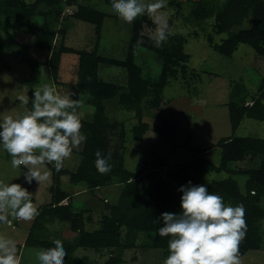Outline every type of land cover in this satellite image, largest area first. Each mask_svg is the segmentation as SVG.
<instances>
[{"label": "trees", "instance_id": "16d2710c", "mask_svg": "<svg viewBox=\"0 0 264 264\" xmlns=\"http://www.w3.org/2000/svg\"><path fill=\"white\" fill-rule=\"evenodd\" d=\"M106 2L111 3V0ZM69 5H76V10L72 13L75 18L95 25L98 41L93 50L76 49L66 45L67 27L56 29L53 26L61 17L64 8ZM190 10L185 17L188 21L196 26H204L208 19H212L213 31L227 34L221 41H216L211 33L207 35L208 42L217 52L232 55L241 43H246L254 47L259 54H264V0H223L217 3L215 0H196ZM36 16L43 17L45 20L43 25L34 23ZM106 16L107 13L94 4H85L78 0H0V31L10 38H15L12 29L14 32L21 30L31 34L34 36V46L48 52L46 59H39L32 52L30 44L19 43L21 61L36 74H40L44 66L47 67L54 82L63 85L59 80L62 55L66 52L78 54L76 86L84 95L83 103L94 108L90 120L80 116L86 141L77 150L82 157L78 167L70 170L64 166L60 171H56L54 165L49 164L53 170V181L49 187L51 200L38 207L40 215L32 222L25 244L42 246L45 249L54 247V239H50L44 223L58 220L71 223V228L80 232L79 245L82 247L100 251L106 248L122 249V255H112L105 264H123L125 251L133 247L138 248L140 245L163 249L165 260L169 255L170 237H161L158 234L159 227L163 225L160 217L164 212L180 213L182 192L178 189L191 181L193 185H206L210 194L222 196L226 205L233 207L243 205L247 234L239 246V256L249 250L259 249L263 245L264 205L260 204L257 198L259 194L264 193V137L235 134L222 137L217 143L221 151L220 162L215 163L207 155L209 148L193 147L190 136L187 135L185 151L180 152L176 157V151L181 145L172 115L157 125L159 137L173 144L172 153L164 155L159 150H152L148 158H144L134 169H130L126 166L124 153H120L118 148L112 145L111 136L116 132L119 122L110 119L106 112L105 101L117 98L118 105L123 110L135 113L138 122L132 128V136L141 140L150 128L149 122L143 119L145 105L158 113L162 111L167 103L162 97L164 87L180 74L183 78H187L191 54L185 49L187 36L182 33L169 35L162 47H155L151 39L153 34L149 29H154L158 23L150 14H145L132 23V36L126 58L115 59L104 56L99 53V41ZM112 16L119 19L116 14ZM247 19H250L251 24L245 27L244 23ZM195 34L198 35V31H195ZM140 39L143 40L140 47L153 51L163 60L158 80L145 77L142 67L136 61L140 48H137V41ZM101 63L124 67L127 71V83L120 84L100 78ZM263 84L261 86L263 96L259 94L253 98L252 104L245 102L238 104L234 101L229 103L230 122L234 130L246 116L264 119ZM33 92V89L29 92L30 110H32ZM149 96L151 98L146 99ZM80 109L81 107L77 109L79 115ZM122 126L124 128V122ZM97 150L105 157L110 156L108 163L111 165V171L107 174H100L95 166ZM258 156H263L259 167L240 171L248 176L244 192L234 176L237 171L231 169L230 165L233 162ZM173 158H176V161H173ZM222 172H225V175L221 178H214L210 183L203 181L204 175L208 173L223 174ZM155 174H158V183L144 188L140 179ZM63 175H68L72 183L85 184L94 194L101 187L122 185L118 201L105 202L108 211L103 214L97 227H85V213L89 210L82 208L76 211L70 193L62 186ZM33 183L34 180L29 186ZM253 190L256 191L255 194L252 193ZM68 198L70 201L63 203ZM87 218L88 223L93 222L92 215H88ZM141 234L144 235L143 239ZM63 246L67 251L65 264H94L87 256L77 258L74 254L76 247L73 244L63 243Z\"/></svg>", "mask_w": 264, "mask_h": 264}, {"label": "rangeland", "instance_id": "374dc122", "mask_svg": "<svg viewBox=\"0 0 264 264\" xmlns=\"http://www.w3.org/2000/svg\"><path fill=\"white\" fill-rule=\"evenodd\" d=\"M195 1L166 0V6L150 14V16L158 24H167L172 33L185 34L187 36L185 49L191 54L188 64L190 70L187 72L189 76L187 75V78H183L180 74L178 78L172 79L164 87L162 93L164 99L180 97L186 101L191 99L197 105L196 108H191L182 101L181 104L183 105L179 107V114L174 115L177 137L181 145L176 151V157L180 155V152L185 151L186 140L190 136V142L193 147L210 148L207 153L208 157L215 163H219L221 151L217 143L222 137L233 134L264 137V119L246 116L237 129L234 130L229 117L230 102L252 104L251 100L253 98L259 94L263 96L261 86L264 81V54H259L254 47L246 43H241L232 55H224L214 50L208 42L207 35L211 33L216 41H221L227 34L215 33L212 19H208L204 26H196L185 19ZM221 1L223 0H215L216 3ZM78 2L94 4L108 15L105 17L102 26L99 53L110 58L125 59L132 36V24L125 23L112 16L115 13L112 10L111 3L106 2V0H78ZM146 2L152 3L155 0H146ZM66 7L57 23L55 22L53 26L56 29L67 27L66 45L76 49L93 50L98 41L95 25L75 18L72 13L66 12ZM69 7H71L73 12L76 10V5ZM44 22L43 17L36 16L34 18L35 24L43 25ZM250 24V19H247L244 26L247 27ZM156 28L149 29V32L153 34ZM11 31L15 38H10L6 33L0 31V122L7 116H12L13 118L22 117L31 111L28 104L24 105L19 101L21 96H27L29 100L31 89L34 90V88L43 84L54 85L55 88L59 85L50 77L47 67L44 66L42 72L36 74L28 65L21 61L19 43L24 42L30 44L32 52L39 59L44 60L47 58V51L40 50L34 46V36L21 30L14 32L12 29ZM195 31H198L199 34H195ZM78 61V54L66 52L62 56L60 65L59 80L68 88V90H63L62 94L76 93V95L72 96L74 99L79 98V96L83 98L84 96L78 91L76 86ZM136 61L142 67L145 77H153L158 80L163 60L153 51L140 47ZM99 75L100 78L106 81L120 84L127 83V71L122 66L101 63ZM149 98L151 97L149 96L146 99ZM113 100L107 101V106L112 102L108 106L109 116L111 119L118 121L119 126L113 136H111L112 145L117 147L120 153H124L128 168L134 169L137 163L144 158H148L152 151L151 149L167 150L169 153L174 151L173 144L170 146L165 144L168 142L160 138L154 129L159 118H165L166 115H169L172 112V108L170 110L169 108H164L162 109L163 111L158 113L145 105L143 119L151 124V128L142 140H138L132 136V128L138 122V117L134 112L123 110L118 105L117 100ZM146 103L147 101H145ZM83 106L81 116L84 118L89 117L88 113L93 112V106L89 104H83ZM123 122L124 128L122 126ZM122 133H124L123 137ZM190 133L191 135H189ZM81 158L78 151L74 149L71 157L65 160L64 166L70 170H75L81 162ZM262 158L263 156H258L253 159L249 158L233 162L230 165L231 169L237 171L234 176L244 192L246 191L245 183L248 176L240 171L245 168L259 167ZM173 161H176V158H173ZM25 169L24 166L14 169L11 165V156L0 145V181L7 184L18 183L27 188L33 194L32 202L38 208V206L49 202L51 199L49 187L53 181V170L49 164H46L43 166L42 171L47 170L49 178L40 185L34 180V183L29 186L24 177ZM222 173H208L204 175L203 181L210 183L214 178L223 177L225 172ZM140 181L144 188L149 185H156L158 183V174L153 176L146 175ZM62 182L63 188L71 191L69 192L71 195L70 199L76 207V211L88 208L89 212L85 213L84 220L86 228H95L99 225L101 217L108 211V208H105V202L116 203L122 191V185L115 184L99 188L92 195L83 183H72L68 175L62 176ZM80 186L85 189L79 188ZM255 192L254 190L252 191L254 194ZM85 193H88L89 196L85 195ZM70 199H65L63 202H69ZM257 199L260 200V204L264 205V193L259 194ZM88 215L93 216V222L88 223ZM31 225L32 221L24 222L19 220H13L11 225L0 224V235L15 240L17 250L22 245V249L18 251L21 264H39L36 253L45 249L42 246H27L25 244ZM44 226L49 232L50 239H59L62 243L73 244L76 247L74 254L79 259L87 256L90 262L94 264H105L106 260L112 255H122V249L120 248L115 250L106 248L100 251L94 248L82 247L79 245L80 232L74 231L69 222H48L44 223ZM262 234V247L249 250L244 255L239 256L241 264H264V220L262 221ZM140 236L142 239L144 238L143 234ZM163 252V249L143 247L142 245L138 248L133 247L127 249L123 254L125 259L123 264H163Z\"/></svg>", "mask_w": 264, "mask_h": 264}, {"label": "clouds", "instance_id": "9594fccd", "mask_svg": "<svg viewBox=\"0 0 264 264\" xmlns=\"http://www.w3.org/2000/svg\"><path fill=\"white\" fill-rule=\"evenodd\" d=\"M166 6V0H111L113 12L123 22L132 24L145 14H153ZM173 34L167 24L159 23L151 36L160 48ZM143 40L137 41V48ZM76 93L61 94L54 85L34 88L32 110L22 117L7 116L0 122V145L11 156L14 169H27L25 181L39 185L49 178L43 170L53 164L56 171L64 167L74 149L86 141L83 123L77 111L82 98L72 99ZM27 105V96L19 97ZM95 166L100 174L111 171L110 156L97 150ZM180 213L164 212L159 227L161 237H170L169 255L163 264H241L239 246L246 238L247 223L243 205L231 206L223 197L210 194L206 185L181 186ZM33 194L18 183L0 181V224L11 225L13 220L34 221L40 215L32 202ZM54 247L36 253L39 264H65L67 251L61 240ZM0 264H21L15 240L0 235Z\"/></svg>", "mask_w": 264, "mask_h": 264}, {"label": "crops", "instance_id": "0c3cea01", "mask_svg": "<svg viewBox=\"0 0 264 264\" xmlns=\"http://www.w3.org/2000/svg\"><path fill=\"white\" fill-rule=\"evenodd\" d=\"M69 6H71V5H69ZM63 56V55H62ZM61 61H62V58H61ZM79 62V61H78ZM61 65V64H60ZM78 68V67H77ZM42 72V71H41ZM59 76H60V72H59ZM78 89V88H77ZM56 90L57 91H59L61 94L63 93V90L65 91V90H68V88L67 87H65L64 86V84L63 85H58L57 87H56ZM79 91V90H78ZM67 93V92H66ZM182 97V96H181ZM72 99H74L73 97H72ZM114 100H117V102H118V99L117 98H113ZM109 100H111V99H108V100H106L105 101V104H106V112H107V114H108V116L110 115V113H109V108H108V106H109V104H112V102L111 103H109L108 104V106H107V101H109ZM113 100V101H114ZM164 100H166L167 101V103H166V105H164V107L162 108V109H164V108H169V110L172 108V112L171 113H169V115H166V117L164 118V117H160L159 118V120H158V122L156 123V125H155V130H156V132H157V134H158V131H157V125H159L161 122H162V120H165V119H169L172 115L174 116V115H178L179 114V112L180 111H178L179 110V107H180V105H183V104H181V102L183 101L184 103H186L187 104V106H189V107H191V108H193V107H197V105H196V102L194 103V102H192L191 101V99L190 100H188V101H186L184 98H180V97H178V98H170V99H164ZM83 104H85V103H83ZM83 104H82V107H84L83 106ZM82 107H81V111H80V116H81V112H82ZM176 107H178V108H176ZM174 108V109H173ZM169 110H168V112H169ZM163 111V110H162ZM114 113V112H113ZM165 113V112H164ZM173 113V114H172ZM89 114V117H86V118H84V119H87V120H90L91 118H92V114H93V112H89L88 113ZM82 117V116H81ZM110 117V116H109ZM230 117V116H229ZM110 119H111V117H110ZM112 121H116V120H114V119H111ZM146 121V120H145ZM146 122H148V121H146ZM150 124V123H149ZM153 127V126H152ZM150 128H151V124H150ZM149 128V129H150ZM153 129V128H152ZM148 132V131H147ZM146 132V133H147ZM145 133V134H146ZM144 134V135H145ZM159 136V135H158ZM143 138H144V136H143ZM142 138V139H143ZM141 139V140H142ZM166 142H168V143H165V144H169V146L170 145H172L169 141H167V140H165ZM180 143V142H179ZM148 149V148H147ZM151 150H157L156 148L155 149H151ZM162 150V149H161ZM161 150H159L160 152H162L164 155H168V154H170L169 153V151H167V150H165V151H161ZM209 151H210V148H209ZM208 151V152H209ZM173 151H171V153H172ZM80 155V154H79ZM79 165V164H78ZM85 185V184H84ZM79 188H81V189H85L86 188V185H85V188H82V186H80ZM102 188V187H101ZM87 189V188H86ZM98 190V189H97ZM66 191H68V190H66ZM68 192H71V191H68ZM90 194H94V193H91V191H90ZM85 195H88L89 196V194L88 193H85ZM82 196H84V195H82ZM51 200V199H50ZM49 200V201H50ZM68 202V201H67ZM67 202H63V203H67ZM46 203H48V202H46ZM39 207V206H38ZM58 220H56L55 222H57ZM33 222V221H32ZM55 222H49V223H55ZM22 249V245L20 246V247H18V251L19 250H21Z\"/></svg>", "mask_w": 264, "mask_h": 264}, {"label": "built area", "instance_id": "2783aa9c", "mask_svg": "<svg viewBox=\"0 0 264 264\" xmlns=\"http://www.w3.org/2000/svg\"><path fill=\"white\" fill-rule=\"evenodd\" d=\"M66 12H67V13H73V11H72L71 7H69V6H68V7H66Z\"/></svg>", "mask_w": 264, "mask_h": 264}]
</instances>
